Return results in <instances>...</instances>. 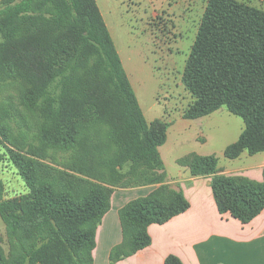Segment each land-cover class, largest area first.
Segmentation results:
<instances>
[{
  "label": "trees",
  "instance_id": "16d2710c",
  "mask_svg": "<svg viewBox=\"0 0 264 264\" xmlns=\"http://www.w3.org/2000/svg\"><path fill=\"white\" fill-rule=\"evenodd\" d=\"M0 4V91L16 85L17 105L37 118L41 143L72 153L65 165L69 174L11 149L8 125L18 109L0 95V148L28 188L4 199L0 181V219L8 239L7 251L0 246V264H91L111 194L95 183L76 186L85 180L72 174L98 181L105 176L112 185L126 178L136 186L163 183L158 149L170 123L145 119L96 0ZM181 82L192 97L183 119L224 107L243 121L225 158L264 152V10L239 0H208ZM96 127L110 152L93 141L99 138L90 135ZM179 163L192 177L210 179L220 215L245 225L264 210V170L258 182L219 174L213 155L189 154ZM188 208L184 195L165 185L130 201L119 212L123 244L113 257L148 247L150 225H163ZM164 264L182 263L169 256Z\"/></svg>",
  "mask_w": 264,
  "mask_h": 264
},
{
  "label": "rangeland",
  "instance_id": "374dc122",
  "mask_svg": "<svg viewBox=\"0 0 264 264\" xmlns=\"http://www.w3.org/2000/svg\"><path fill=\"white\" fill-rule=\"evenodd\" d=\"M101 1L98 0L99 3ZM103 1H106L109 17L111 16L112 28H110L116 49L145 119L147 122L155 119L173 122L176 128L182 122V113L192 102L191 95L182 85L181 77L208 0ZM239 1L245 2V0ZM254 5L261 7V4ZM0 95L1 99H7L9 96L14 102L15 109H18L17 115L13 117L14 120L8 125L10 148L42 165L71 174L65 167L71 160V151L47 148L41 143L37 118L17 105L16 85L4 88L0 91ZM18 111L26 115L27 121ZM243 128V121L224 107L204 117L198 123H194L191 130L180 133L179 143L171 155L164 153L168 165L167 172L175 174L180 168L173 162L174 157H183L192 152L203 156L213 155L218 159V166H228V162L232 160L225 158L223 151L238 139ZM103 133L100 127L90 130L93 138L94 136L100 138H95L93 141L105 143L107 151L110 152L107 140L102 137ZM170 135L172 136V132ZM174 138H177L176 134ZM245 160L243 157L229 166L232 168L243 166ZM127 169L126 167L124 171ZM72 175L85 180L75 181L76 186L87 188L86 182L95 183L105 188L109 195H112L116 189L134 188L138 184V181L132 178H126L122 183L112 185L105 176L98 181L80 174ZM0 181L4 199L28 193L26 184L3 148H0ZM0 246L7 251V233L1 219Z\"/></svg>",
  "mask_w": 264,
  "mask_h": 264
},
{
  "label": "crops",
  "instance_id": "0c3cea01",
  "mask_svg": "<svg viewBox=\"0 0 264 264\" xmlns=\"http://www.w3.org/2000/svg\"><path fill=\"white\" fill-rule=\"evenodd\" d=\"M245 2L252 6L256 3L261 4V7L257 8L264 10V0ZM96 3L113 39L112 20L107 11L106 1L102 0L99 3L96 0ZM114 44L116 46L115 41ZM203 118L185 120L181 116L182 122L176 128V124L170 122L166 142L158 149L164 164L163 183L116 189L112 193L110 208L96 230L91 264H164L169 256L177 257L182 264H264V210L245 225L228 214L220 215L210 188V179L192 177L188 168L179 163L189 154L203 156L198 153L174 157L173 162L180 168L175 174L167 172L168 165L164 153L171 155L179 143L180 133L191 130L194 123ZM243 157L246 159L243 166L235 168L229 166ZM228 163L226 167L218 166L219 174L243 176L258 182L263 180L264 152L255 155L244 152L239 158ZM161 185L181 192L187 199L189 208L163 225H150L147 228L151 239L148 247L126 257L114 258V250L123 244L120 210L130 201L148 196Z\"/></svg>",
  "mask_w": 264,
  "mask_h": 264
}]
</instances>
